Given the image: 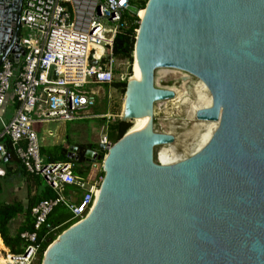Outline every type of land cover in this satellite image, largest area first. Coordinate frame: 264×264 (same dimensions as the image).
I'll return each mask as SVG.
<instances>
[{"label":"water","instance_id":"95a60500","mask_svg":"<svg viewBox=\"0 0 264 264\" xmlns=\"http://www.w3.org/2000/svg\"><path fill=\"white\" fill-rule=\"evenodd\" d=\"M24 0H0V66L19 64ZM133 57L122 122L149 117L106 151H85L104 177L88 216L56 240L42 264H264V0H149ZM200 79L212 105L197 120L217 124L197 153L163 165L156 104L160 70ZM68 158L78 160V148ZM50 229L55 226L49 224Z\"/></svg>","mask_w":264,"mask_h":264},{"label":"built area","instance_id":"2783aa9c","mask_svg":"<svg viewBox=\"0 0 264 264\" xmlns=\"http://www.w3.org/2000/svg\"><path fill=\"white\" fill-rule=\"evenodd\" d=\"M133 1L24 0L20 19V46L25 51L22 66L15 68L13 55L0 66V160L7 156L3 140H9L26 170L42 177L57 196L32 209L34 231L21 234L27 244L25 252H2L0 264L36 262L37 233L59 204L73 214L75 224L84 220L95 204L103 180L99 177L101 164L93 167L97 173L94 178L83 179L74 174L73 163H47L41 155L45 139L36 126L90 118L87 111L99 96L95 87L108 86L110 90L115 83L113 45L123 28V14L133 12ZM119 76V81L127 79L122 73ZM10 98L18 109L8 119L4 109ZM48 135L54 137L52 131ZM100 144L106 146V155L114 143L105 134ZM5 174L0 168V177ZM67 185L83 190L79 202L65 197Z\"/></svg>","mask_w":264,"mask_h":264},{"label":"rangeland","instance_id":"374dc122","mask_svg":"<svg viewBox=\"0 0 264 264\" xmlns=\"http://www.w3.org/2000/svg\"><path fill=\"white\" fill-rule=\"evenodd\" d=\"M134 58L132 64L126 61L117 60V72L115 74V81L118 82L120 79V74L127 75L129 69L131 70V75L128 76L129 79H133L134 71ZM173 71V70H171ZM165 73V72H164ZM181 76H189V79H184V77L166 79L163 71H158L156 76V84L160 88H180L186 80L184 88L186 90V97L182 102H171L168 101L165 104L158 103L154 109V129L156 132L171 134L175 137V143L172 145L159 147L155 151V158L158 160V155L163 149H167L172 154V159L176 162H180L187 159L197 153L203 147V137L207 133L212 134L215 132L217 125L212 122H201L197 120L195 116L194 108H205L204 102L201 101L202 98H210L211 95L209 91L201 86L200 80L187 74L180 72ZM175 74V71H173ZM95 87V85H93ZM100 96L97 97L95 106L87 111V116L92 118L88 121H74L65 123H50L49 125H44L40 128L39 136L41 138L47 139V143L44 144V155L49 153H57L51 148V139L54 141H62V134L65 128L68 129L69 134L72 137V142L77 143V139L73 136V128L76 129L78 126H83L82 134L86 142L92 143L96 142L95 133H93V128H96L99 132V136L102 137L103 133L106 132L107 122L109 125L120 120L123 114L125 94L116 90L115 88L106 86L95 87ZM107 114L109 116L108 120L99 119V114ZM93 117L97 118L93 120ZM99 117V118H98ZM128 123V122H127ZM134 125V122H129ZM52 131L54 137L50 138L48 133ZM96 131V132H97ZM168 147V148H167ZM97 174V173H96ZM30 185H33L31 178H26ZM5 200V198H3ZM7 199V198H6Z\"/></svg>","mask_w":264,"mask_h":264},{"label":"trees","instance_id":"16d2710c","mask_svg":"<svg viewBox=\"0 0 264 264\" xmlns=\"http://www.w3.org/2000/svg\"><path fill=\"white\" fill-rule=\"evenodd\" d=\"M149 0H134L132 9L133 12H126L122 16L121 23L123 28L120 33L116 36L114 45H113V58L120 61H126L129 64L133 62V53L134 46L136 43L137 31L140 27V19L137 16L138 11L144 10ZM15 68H21L22 63L15 64ZM129 76L131 75V70L129 69ZM127 74V75H128ZM128 76L127 79L122 82L118 81L113 84V88L125 94L127 89ZM108 88V86H106ZM132 128V124L127 122H122L118 120L115 123L107 126V134L109 139L116 143L119 141L125 134H127ZM37 129V128H36ZM7 148V156L0 160V167L3 168L6 172V176H9L12 172V168L17 167L20 173L26 177L31 178V180L36 184L40 185L43 183V179L40 176L29 173L26 168L22 165L19 158L15 155L11 143L9 140H3ZM97 146H80L79 147V159L71 160L68 158V150L63 148H58L59 155L57 153L47 154V162L49 163H73L74 164V174L80 178L87 179L91 172V163L85 158V151L88 149H96ZM44 150H42V155H44ZM99 177L103 178L104 173L101 171ZM45 182V181H44ZM46 183V182H45ZM4 187L0 177V237L2 238L6 248L10 250L12 254L18 255L23 254L27 248V244L22 240L21 234L25 231L33 232L34 229V219L32 217V209L37 206L40 202L46 199L56 198V193L52 190L47 184L44 187L43 193L38 195H30L27 203L21 201H13L12 203H7L4 198ZM58 207H67L63 204H59L53 209V212L50 214L47 223L41 228L37 233V245L39 246V254L36 262L34 264H42V260L46 250L49 247L48 240L52 239L53 241L62 234L65 230L75 224L73 220V214L69 212L68 214L63 211L66 218L70 219L69 225L67 227H60L58 230L55 228L52 230L48 227L49 224L52 225H61L59 220L56 219V209ZM68 210V209H67ZM69 211V210H68ZM19 217H23L25 222L18 229V232L15 234L12 232V225L15 220ZM58 226V227H59Z\"/></svg>","mask_w":264,"mask_h":264},{"label":"crops","instance_id":"0c3cea01","mask_svg":"<svg viewBox=\"0 0 264 264\" xmlns=\"http://www.w3.org/2000/svg\"><path fill=\"white\" fill-rule=\"evenodd\" d=\"M22 60H23V57L21 58L20 63H22ZM14 63H15V60H14ZM96 87L99 88L98 86H96ZM17 109H18V107L16 105H13V100H12V98H10L5 109H4V112L6 114V118L11 119L16 114ZM99 117H103V118H99ZM99 117H98L99 119L108 120L106 113L105 114H99ZM91 119L92 118L83 119V120H79V121H88ZM93 120L97 121V118L93 117ZM49 124H47V125H49ZM65 124H67V123H65ZM44 125H46V124H39L36 126L38 132H40V128H42ZM108 125H109V122H107V126ZM107 126H106V132H104L103 135L107 134ZM83 129H84V127L80 126V125L76 129L73 128V132L75 134L73 137L78 140L77 143H74V142H72V137L69 134L68 129L65 128L63 131V134L61 136L62 141H58V140L54 141L53 139H51L52 140L51 141V148L57 152V155H59L58 148L66 149V150H68V152H69V147H71V146L77 147L78 152H79L80 146L88 147V146L94 145V146H97V148H98V146L100 145V140L102 137L99 136L100 134L97 131V129L93 128V133H95V136H96L95 137L96 142L93 141L92 143L86 142L85 139H83L84 138L83 137L84 134H82ZM50 138H53V137H50ZM45 143H47V139H45V141L42 144L41 155H42V150H45L44 149ZM46 156L47 155H45V156L42 155L44 160L47 162ZM91 166H92L91 172L88 176L89 179L94 178V176L96 175L95 170H92L94 165H91ZM1 169H3V168H1ZM18 170L19 169L17 167H14V168H12V171H11L12 173L9 176L1 177V181L3 184L4 190H5L4 198H5V201H7V203H12L15 200L27 203V200H28L30 195H33V196L38 195L39 196L41 193H43L44 187L46 186V183L44 181L40 185H36L35 183H33V185H30L29 182L26 180V177H24L20 173V171L18 172ZM64 195L70 202L77 203L82 198L83 190L79 189L78 187H76L74 185H67L65 188V191H64ZM64 210H65V213H67V214L70 212L67 209H65L64 207H58L56 209V212H55L56 214H54V215H55L56 219L59 220L61 225L60 226L54 225L55 230H58L60 227H62V228L67 227L69 225L70 219L65 217V214L63 212ZM24 222H25V220L23 217H19L17 220H15L13 225H12V232L16 234L18 232V229L24 224ZM0 246H2V248L0 249V253L10 252V250L8 248H6V246L4 245V242H3L1 237H0Z\"/></svg>","mask_w":264,"mask_h":264},{"label":"bare ground","instance_id":"6f19581e","mask_svg":"<svg viewBox=\"0 0 264 264\" xmlns=\"http://www.w3.org/2000/svg\"><path fill=\"white\" fill-rule=\"evenodd\" d=\"M144 15H145V11L142 10L139 13L140 20H142L144 18ZM160 71H163V74H165L164 77L166 79L179 78V77H184V79H186V78L189 79V76H181L180 71H177V70H173V71H175V74H173V71H171V70L164 69V70H160ZM133 73H134V75H133L132 78L134 80H136V81L141 80V72H140V69H139V66H138L137 61L134 62V71H133ZM133 79H131V80H133ZM183 84L184 85L186 84V80L184 81ZM200 84L205 89V91H208L207 87L205 86V84L201 80H200ZM184 85L182 87H180V88H177V87L170 88L171 90H173L176 93V97L173 100H170L171 102H182L184 100V98L186 97V90L184 88ZM200 99H201V101L204 102L205 108H208V107H210L212 105V98L211 97L210 98H202V97H200ZM167 102L168 101H164V102H160V103L165 104ZM200 109H202V108H194V110H195V116H196V112L198 110H200ZM123 115H124V109H123ZM149 122H150L149 117L135 120L134 121V125L130 129V132H132L133 130L138 129V128L144 126V125L149 124ZM215 125H217V124L215 123ZM210 138H211V133L209 132V133H207L203 137V146H205V144H207V142L210 140ZM158 162L161 163V164H163V165H170V164L177 163L176 161H174L172 159L171 152L168 151L166 148L163 149L159 153V155H158ZM1 248H2V246H0V249Z\"/></svg>","mask_w":264,"mask_h":264}]
</instances>
